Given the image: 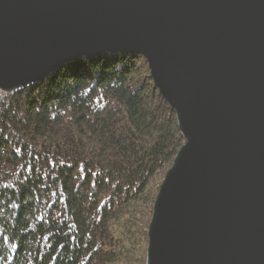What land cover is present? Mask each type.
Returning a JSON list of instances; mask_svg holds the SVG:
<instances>
[{"label": "water", "instance_id": "95a60500", "mask_svg": "<svg viewBox=\"0 0 264 264\" xmlns=\"http://www.w3.org/2000/svg\"><path fill=\"white\" fill-rule=\"evenodd\" d=\"M147 63L184 144L145 264H264V0H0V91L82 56Z\"/></svg>", "mask_w": 264, "mask_h": 264}, {"label": "trees", "instance_id": "16d2710c", "mask_svg": "<svg viewBox=\"0 0 264 264\" xmlns=\"http://www.w3.org/2000/svg\"><path fill=\"white\" fill-rule=\"evenodd\" d=\"M183 144L140 55L78 57L4 95L0 264H145L158 185Z\"/></svg>", "mask_w": 264, "mask_h": 264}, {"label": "rangeland", "instance_id": "374dc122", "mask_svg": "<svg viewBox=\"0 0 264 264\" xmlns=\"http://www.w3.org/2000/svg\"><path fill=\"white\" fill-rule=\"evenodd\" d=\"M75 60V59H74ZM167 172V171H166ZM166 174V173H165ZM164 179V178H163ZM163 181V180H162ZM162 181L159 183V185L158 186H160L161 185V183H162ZM157 184V183H156ZM159 188V187H158ZM158 192V191H157ZM146 254V253H145Z\"/></svg>", "mask_w": 264, "mask_h": 264}, {"label": "bare ground", "instance_id": "6f19581e", "mask_svg": "<svg viewBox=\"0 0 264 264\" xmlns=\"http://www.w3.org/2000/svg\"><path fill=\"white\" fill-rule=\"evenodd\" d=\"M0 92H1V91H0ZM1 93H2V92H1ZM3 96H4V94L2 93V97H3ZM2 97H1V98H2ZM1 98H0V99H1Z\"/></svg>", "mask_w": 264, "mask_h": 264}, {"label": "built area", "instance_id": "2783aa9c", "mask_svg": "<svg viewBox=\"0 0 264 264\" xmlns=\"http://www.w3.org/2000/svg\"><path fill=\"white\" fill-rule=\"evenodd\" d=\"M2 97V93L0 92V98Z\"/></svg>", "mask_w": 264, "mask_h": 264}]
</instances>
